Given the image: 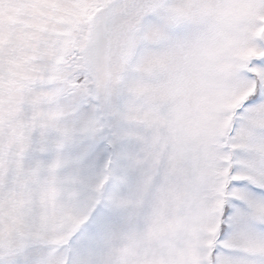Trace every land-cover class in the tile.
Masks as SVG:
<instances>
[{"label": "snow or ice", "instance_id": "6c2138e0", "mask_svg": "<svg viewBox=\"0 0 264 264\" xmlns=\"http://www.w3.org/2000/svg\"><path fill=\"white\" fill-rule=\"evenodd\" d=\"M0 264H264V0H0Z\"/></svg>", "mask_w": 264, "mask_h": 264}]
</instances>
